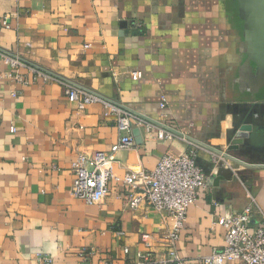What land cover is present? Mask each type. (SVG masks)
<instances>
[{"label": "crops", "instance_id": "1", "mask_svg": "<svg viewBox=\"0 0 264 264\" xmlns=\"http://www.w3.org/2000/svg\"><path fill=\"white\" fill-rule=\"evenodd\" d=\"M0 51L27 65L0 59V264H38V255L125 264L146 251L144 233L155 236L158 261L176 252L195 264L225 245L219 217L264 212V134L249 150L229 140L240 108L264 102V0H0ZM136 70L141 80L132 79ZM59 80L175 124L248 165L215 169L199 151L211 185L172 246L173 220L146 205L130 209L125 185L111 181L94 205L72 195L77 158L109 155L126 133L103 105L80 110ZM134 131V145L113 162L118 176L190 148L143 129L139 143Z\"/></svg>", "mask_w": 264, "mask_h": 264}, {"label": "built area", "instance_id": "2", "mask_svg": "<svg viewBox=\"0 0 264 264\" xmlns=\"http://www.w3.org/2000/svg\"><path fill=\"white\" fill-rule=\"evenodd\" d=\"M1 24L7 27L8 19L2 20ZM1 58L13 66L27 67L20 59L0 51ZM29 68L41 75V71ZM43 76L53 78L49 75ZM131 77L134 81H138L143 78V73L140 70L132 71ZM61 83L66 88L69 100L77 104L80 110L101 104L105 107L106 114L116 117L120 131L126 133L112 147L109 155L97 153L92 158L83 155L77 158L72 165L75 176L72 195L89 205H94L99 204L109 194L111 181L125 185L130 189L125 195L130 209L146 205L155 209L164 222L173 220L166 237L172 246L179 238L190 207L198 201L199 193L207 190L211 185V175H206L197 164L199 151H208L215 169L224 167L237 173L235 163L248 165L230 152L185 135L175 124L164 123L137 113L81 85L66 81ZM135 129H143L151 136L156 134L155 138L159 141L180 139L190 148L181 155L166 153L151 171H131L123 177L118 176L114 172L113 162L118 152L134 145ZM218 223L225 229V245L210 255L198 258L195 264H264V212L250 207L237 215L221 216ZM141 242L146 251L138 253L137 258L125 264H192L183 260L176 252L170 260L158 261L154 257L156 240L152 234H142ZM129 253V248H126L125 254ZM92 254L93 252H90L88 255ZM37 261L38 264H61L53 257L42 255H38Z\"/></svg>", "mask_w": 264, "mask_h": 264}, {"label": "water", "instance_id": "3", "mask_svg": "<svg viewBox=\"0 0 264 264\" xmlns=\"http://www.w3.org/2000/svg\"><path fill=\"white\" fill-rule=\"evenodd\" d=\"M139 143L143 142L140 129L134 131ZM264 134V102L246 104L237 112L233 121V129L229 131V140L234 145H246L248 150L255 144L257 137Z\"/></svg>", "mask_w": 264, "mask_h": 264}]
</instances>
